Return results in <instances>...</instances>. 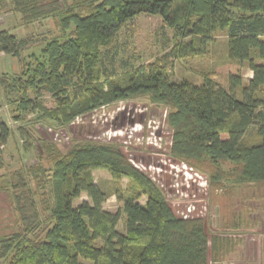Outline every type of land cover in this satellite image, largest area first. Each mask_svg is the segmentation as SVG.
I'll use <instances>...</instances> for the list:
<instances>
[{
  "label": "trees",
  "instance_id": "obj_1",
  "mask_svg": "<svg viewBox=\"0 0 264 264\" xmlns=\"http://www.w3.org/2000/svg\"><path fill=\"white\" fill-rule=\"evenodd\" d=\"M6 9L24 25L50 18L57 29L29 60L22 52L30 40L0 31V52L21 68L11 79L0 77L5 92L20 95L11 101L16 121L39 112L41 120L68 126L97 109L147 96L170 110L174 158L217 183L264 184V0H0V11ZM141 15L159 17L171 35L168 50L115 75L105 60L116 54L119 32ZM218 32L227 37V57L247 63L250 79L230 75L227 88L207 74L200 85L173 81L172 62L206 54ZM30 92L48 93L54 108L31 99ZM10 135L0 120V170ZM20 135L26 150L32 149L29 135L22 130ZM38 144L42 162L0 175V189L15 213L10 232L0 234L2 263H207L201 220L176 218L161 191L116 146L75 143L62 153L45 141ZM97 169L130 182L121 211L103 210L107 195L94 183ZM81 194L88 202L74 206ZM121 214L123 233L116 229ZM226 246L213 238L212 257Z\"/></svg>",
  "mask_w": 264,
  "mask_h": 264
},
{
  "label": "rangeland",
  "instance_id": "obj_2",
  "mask_svg": "<svg viewBox=\"0 0 264 264\" xmlns=\"http://www.w3.org/2000/svg\"><path fill=\"white\" fill-rule=\"evenodd\" d=\"M20 19L18 14L7 9L0 11V31L29 39L31 46L22 52L29 60L32 53L38 56L44 41L57 29L50 18L29 25L22 24ZM170 37L159 17L141 15L119 32L117 52L105 63L115 75L151 63L168 50ZM226 42L225 32H218L206 54L173 61L172 80L200 85L207 74L218 85L227 88L228 77L240 74L246 82L251 77L247 63L230 60ZM20 69L14 57L0 52V77L11 79ZM29 94L45 108H54L53 98L48 93ZM19 98L20 95L5 92L0 87V120L11 130L2 149L5 166L0 175L8 177L14 171L42 162L38 141L50 143L62 153L75 143L114 145L134 169L161 191L176 218L201 220L208 241L206 264H264V184L235 186L232 181L224 180L217 183L208 173L174 158L170 153L172 129L167 120L168 107L152 103L147 96H137L97 109L64 126L39 119V112L23 113L16 121L15 106H11L15 102L11 101ZM21 130L29 135L32 149L24 147ZM223 169L227 171L226 166ZM92 176L97 187L107 195L103 210L109 213L121 211V199L131 191L128 179H113L104 169L93 170ZM83 201L88 202L85 194L75 200L74 206ZM145 201L143 197L138 202L144 204ZM14 219L13 205L0 189V234L10 232ZM116 229L124 232L122 214ZM213 238L224 244L227 242V251L212 257ZM0 264L4 263L0 261Z\"/></svg>",
  "mask_w": 264,
  "mask_h": 264
}]
</instances>
